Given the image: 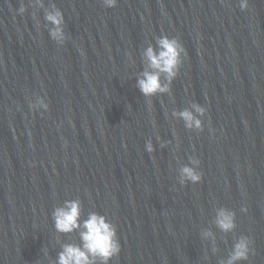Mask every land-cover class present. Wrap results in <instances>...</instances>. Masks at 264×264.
Listing matches in <instances>:
<instances>
[{
	"label": "water",
	"instance_id": "95a60500",
	"mask_svg": "<svg viewBox=\"0 0 264 264\" xmlns=\"http://www.w3.org/2000/svg\"><path fill=\"white\" fill-rule=\"evenodd\" d=\"M162 34L185 54L170 91L145 97L143 52ZM193 104L199 131L173 115ZM193 158L201 180L181 185ZM67 199L115 225L109 264H221L244 235L237 264H264V0H0V264H49L78 242L54 229Z\"/></svg>",
	"mask_w": 264,
	"mask_h": 264
},
{
	"label": "clouds",
	"instance_id": "9594fccd",
	"mask_svg": "<svg viewBox=\"0 0 264 264\" xmlns=\"http://www.w3.org/2000/svg\"><path fill=\"white\" fill-rule=\"evenodd\" d=\"M117 0H103L105 7H114ZM248 0H239V6L243 10L247 7ZM18 12H25V5L20 4ZM52 27L49 29L51 39L58 45H63L66 39L63 29L64 16L59 8L53 7L45 15ZM182 54L185 49L176 37H169L162 34L157 38L156 47L149 45L144 49L143 56L146 61L144 70L137 76L136 86L140 93L145 97H150L156 93L170 91L171 81L177 76L179 67L182 63ZM167 82H162L161 77ZM150 103V101H149ZM32 109L42 107L48 109V104L42 97H37L36 102H29ZM193 111L183 109L174 112L184 121L187 129L202 130V117L205 108L200 104H193ZM157 139H159L157 137ZM163 146V144L161 145ZM145 149L151 153L153 144L151 139L145 142ZM198 158L190 160L189 165L180 168L181 185L186 182L196 183L201 180L202 174L196 167L199 166ZM241 211H246L241 208ZM54 229L57 233L70 234L78 233V242H63L60 244V250L56 254L55 260H50L49 264H109V260L115 257L120 251V244L116 234V227L104 214L92 211L82 218V205L79 199H67L55 207L51 213ZM216 225L224 232L231 231L235 227V214L225 208L218 209L216 213ZM205 235L211 233L205 232ZM251 240L244 235L239 237L232 246L231 253L221 264H237L239 261L248 259L252 251ZM47 254V249H44Z\"/></svg>",
	"mask_w": 264,
	"mask_h": 264
}]
</instances>
